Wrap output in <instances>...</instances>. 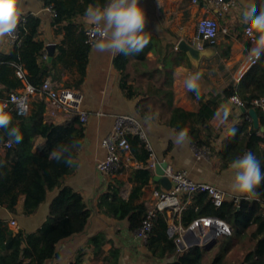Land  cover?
<instances>
[{
	"label": "crops",
	"instance_id": "0c3cea01",
	"mask_svg": "<svg viewBox=\"0 0 264 264\" xmlns=\"http://www.w3.org/2000/svg\"><path fill=\"white\" fill-rule=\"evenodd\" d=\"M63 1L68 8L71 7L70 0ZM251 2L252 0H235L234 7L227 14L219 16L203 0H197L196 3L192 0H139L146 16L144 30L147 32L149 43L145 48H149V51L141 62L129 56L126 64V72L129 74L127 86H130L132 96L128 97L120 86L122 71L117 70L113 64L118 54L99 53L94 47L87 49L85 75L83 81L75 86L79 79L81 51L87 48L82 32L89 25L84 15L55 23L54 12L51 5H46V0H19L18 20L28 15L39 19L37 40L42 42L45 48L42 59L50 65L60 51H64L61 60L52 70V77L46 80L57 88L78 91L82 96L81 109L89 113L87 122L83 125L84 137L74 159L73 171L62 179V185L78 193L91 214L85 230L60 242L57 245V256L44 264H72L77 256H80L81 264H103L102 260L109 255L111 247L119 252L118 264H169L175 259L174 255L165 258L153 257L135 233L128 229L127 220H115L99 207L101 197L109 193L111 188H117L119 197L126 201L132 188L137 185L135 170L143 168L129 154H123L122 166L118 173L109 177L106 182H100L96 166L107 154L101 141L112 131L116 116L129 115L139 121L147 146L159 162L185 171L188 178L195 183H205L222 190L227 196V201L246 196L234 194L229 190L230 170L222 167L218 156L223 142L229 138L230 130L241 121L243 114L240 107L233 102V98L220 104L216 116L210 122L213 138L209 148L199 147L204 154L197 156L191 149L193 142L190 137L181 144L176 143L175 137L178 133L174 132L158 113L153 114L155 106L144 102L140 94L146 92L149 84H154V79L158 78V73H153L154 66L161 70L162 63L169 68L168 80L172 81L173 107L186 112H194L197 109V101L191 97V91L184 85L189 73L202 74L199 85L200 94L205 96V101L210 96L221 94L229 85L238 84L248 70L244 51L251 46L244 35L241 18ZM254 2L258 10L264 5V0ZM90 5H84L83 10ZM202 18L216 19L219 31L214 41L215 47L208 49L210 55L204 57L196 68L192 67L185 54L183 58L176 55V52H180L177 49L180 41L203 48V42L195 40V25ZM69 24L74 25L72 30H68ZM6 37L0 38V55H8L12 50V45L6 41ZM49 46L51 53L47 50ZM226 46L230 50L223 56L222 48ZM71 118L68 112L55 109L45 100V122L60 125ZM201 137L203 138V134ZM48 144V139H38L35 149L40 150ZM161 189L163 188L160 183L154 181L152 171V177L142 189L137 203H144L149 210L152 209V193ZM57 194V189L48 192L45 201L31 215L23 214V197L18 198L15 213L0 206V222L7 223L13 219L18 223L20 232L32 234L47 221L49 206ZM247 196L253 199L252 195ZM192 197L180 198L182 212L192 205ZM162 217L168 227L172 224L183 227L181 213L173 216L166 213ZM253 229V225L249 226L239 239L238 244L244 243L246 250L252 248L248 236ZM99 233L104 235L107 243L102 246V253L96 257L95 248L89 244V239ZM180 238L183 249L178 246L179 250L188 249L194 246L196 241L202 240L199 230L181 234ZM240 252L241 255L244 254L243 251Z\"/></svg>",
	"mask_w": 264,
	"mask_h": 264
},
{
	"label": "trees",
	"instance_id": "16d2710c",
	"mask_svg": "<svg viewBox=\"0 0 264 264\" xmlns=\"http://www.w3.org/2000/svg\"><path fill=\"white\" fill-rule=\"evenodd\" d=\"M106 1L70 0L71 7L68 8L63 0H46V5H51L55 23H59L77 15H84V5H103ZM38 27V18L33 15L24 17V22L19 26L20 40L12 45L8 55H0V105L11 92L23 87L15 75L14 66H20L24 70L29 85L39 88L47 78L52 77L53 68L64 55V51L61 50L50 65L42 59L45 48L43 43L37 40ZM68 28L72 30L74 25L69 24ZM214 43L204 41L203 49L214 48ZM86 47L81 51L76 87L83 81L85 75L89 48L87 45ZM222 49L223 56L230 50L227 46ZM147 51L149 48L131 57L139 62L144 61ZM176 55L185 57L181 52H176ZM128 59L129 56L118 54L113 64L117 70L122 71L120 86L126 91L127 96L131 97L130 86H127ZM161 65V70L154 66L153 73H158L154 84H149L146 92L140 94L144 102H150L155 106L153 114L158 113L163 117L174 132L185 130L198 148H209L210 140L213 138L210 122L216 116L222 102L236 97L245 112L241 115V121L230 130L229 138L223 142L218 152L221 165L229 168L233 159L251 152L259 160L261 170L264 171V110L254 104L255 101L264 102V56L243 74L238 84L229 85L221 94L210 96L207 101L204 100V95L200 94L197 97L195 93L190 92L191 97L197 101V109L194 112L173 107L172 81L168 80L169 68L163 63ZM44 109L45 100L39 96L31 98L26 117L18 116L14 107L8 105L6 111L12 117L11 126L19 128L23 137L20 143L9 144L6 130L0 129V206L15 213V204L19 197H23V214L31 215L45 201L48 192L58 190L49 206L47 221L36 232L14 233L8 229L6 223L0 222V264H44L54 259L57 256V245L81 234L91 214L81 196L62 185V179L73 171L74 159L84 137L83 125L76 117L60 125L45 122ZM249 110H254L257 115L259 124L257 129L253 128L247 114ZM38 139H48L49 144L37 150L35 144ZM127 141L130 145L131 158L143 166L134 172L137 185L132 188L126 201L119 197L117 188L109 189V193L101 197L99 207L115 220H127L128 229L136 232L149 210L144 203L137 201L142 189L151 179L152 171L144 168L149 158L146 144L133 135H128ZM74 142L77 146L71 149L72 166L53 157L54 151H60L64 146L70 147ZM255 192L253 199L246 195L237 203L233 200L225 201L220 207H216L206 194L192 197V205L181 212L183 228L201 218L218 219L231 228V236L219 237L210 249L205 250L197 245L179 250L175 238L168 237V226L163 215L157 214L152 219L146 243L147 250L156 258L174 255V261L169 264H264V181L257 186ZM251 225L254 229L249 234L248 241L252 243V248L246 250V245L244 243L239 245L238 242ZM106 243L107 240L102 233L89 239V244L95 248L96 257L102 253L101 248ZM240 250L244 252L243 255L240 254ZM79 257L77 256L72 264H81ZM102 261L103 264H118V250L111 247L109 255Z\"/></svg>",
	"mask_w": 264,
	"mask_h": 264
},
{
	"label": "built area",
	"instance_id": "2783aa9c",
	"mask_svg": "<svg viewBox=\"0 0 264 264\" xmlns=\"http://www.w3.org/2000/svg\"><path fill=\"white\" fill-rule=\"evenodd\" d=\"M203 1L207 6L214 9L219 16L227 14L235 5V0ZM192 2L196 3L197 0H192ZM22 22H24V18L18 20L14 35L12 37H6V41L9 44L14 45L20 40L19 26ZM218 31L219 25L216 19L202 18L195 25V40L199 42L215 41L218 36ZM82 34L85 44L88 47H93L89 26L83 30ZM246 38L250 46H252V42L248 37ZM255 64L256 63H251L247 60L245 61L247 69ZM14 68L15 75L22 82L23 87L18 91L11 92L7 99L1 103L0 108H5L6 106L7 109L8 105H12L18 116L26 117L29 113L31 98L39 96L43 97L44 100L50 103L55 109L68 112L72 118H78L82 125L87 122L89 113L81 109L82 96L78 91L68 88H57L49 80H45L39 88H35L27 83L25 72L20 66H14ZM111 90L112 89H110V91ZM233 102L239 107L241 106L236 97H233ZM254 104L260 106L264 110L263 101H255ZM128 135L137 136L146 144V148L149 151V158L144 164V168L154 171L156 165L160 163L147 146L145 134L139 121L129 115L116 116L112 131L101 141L102 147L107 153L105 159L100 161L96 166V171L101 183L106 182L109 177L118 173L122 166L123 154L130 155V145L127 141ZM191 149L197 156L204 154L203 150L198 148L195 144H191ZM164 174L171 183L170 189H161L152 193L154 199L153 208L148 210L140 229L134 232L145 247L148 235L151 231L152 219L155 218L157 214L163 215L169 213L172 216L179 215L183 210V205L180 203L181 197L186 196L190 198L197 194H206L208 199L216 207H220L227 201L225 192L205 183H195L191 181L185 171L167 166ZM238 200L239 199H233L235 203H237ZM201 224L204 225L199 229ZM210 224L215 225V231L209 226ZM6 225L12 232H20L19 225L15 220H9ZM196 230H199L202 238V240L200 239L199 241L203 243L209 242L213 233L216 234L217 239L221 236H231L232 234L231 228L226 223L214 218H201L195 220L187 228L177 227L172 224L168 227V234L171 238H175V242L179 246L181 245V234H188ZM177 234H179V236H177Z\"/></svg>",
	"mask_w": 264,
	"mask_h": 264
},
{
	"label": "clouds",
	"instance_id": "9594fccd",
	"mask_svg": "<svg viewBox=\"0 0 264 264\" xmlns=\"http://www.w3.org/2000/svg\"><path fill=\"white\" fill-rule=\"evenodd\" d=\"M19 0H0V38L12 37L18 24ZM85 21L89 25L93 47L99 53L123 54L131 56L139 54L148 45L146 35V16L139 0H107L103 5H90L86 8ZM241 24L244 34L252 42V46L244 51L245 59L256 63L264 56V5L259 10L254 0L246 7L242 14ZM203 30V29H202ZM201 73H189L184 81L188 91L200 95L199 80ZM5 108H0V129H5L8 143H20L23 139L19 128L11 126L12 117ZM226 118V114H225ZM188 139L185 130L179 131L175 137L178 144ZM64 146L60 151H54L53 157L72 166L71 149ZM231 181L229 190L237 195L255 196V189L264 181V171L261 170L259 160L246 152L233 159L229 164Z\"/></svg>",
	"mask_w": 264,
	"mask_h": 264
},
{
	"label": "water",
	"instance_id": "95a60500",
	"mask_svg": "<svg viewBox=\"0 0 264 264\" xmlns=\"http://www.w3.org/2000/svg\"><path fill=\"white\" fill-rule=\"evenodd\" d=\"M177 49L182 52L183 54L186 55V57L188 58V60L190 61L192 67H198L200 61L204 58V57H208L210 55V50L208 49H203V48H197L196 46H194V44H189L185 41H180L177 45ZM47 50L50 51L51 53V46L47 47ZM240 110L241 112H245V109L240 106ZM247 114L250 118V120L252 121L253 124V128L257 129L258 128V118L257 115L255 113L254 110H249L247 111ZM167 164L164 162H160L158 165H156L155 169H154V181L157 183H160V185L162 186V188L164 190H169L171 187V183L170 181L165 177L164 171L167 168ZM201 224L199 229L202 228ZM213 231L216 230V227L214 224H210L209 225ZM217 242V236L215 233H213L212 238L209 242L203 243L200 241H196L194 243V246H201L202 248H204L205 250L210 249L211 247H213ZM180 249H183L182 245H179Z\"/></svg>",
	"mask_w": 264,
	"mask_h": 264
}]
</instances>
